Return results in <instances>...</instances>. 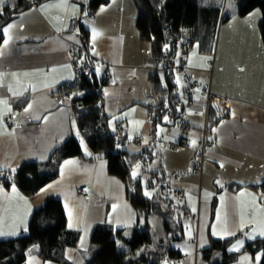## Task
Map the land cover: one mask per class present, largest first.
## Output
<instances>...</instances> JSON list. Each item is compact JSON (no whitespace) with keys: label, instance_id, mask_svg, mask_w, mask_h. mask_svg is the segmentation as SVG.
<instances>
[{"label":"crops","instance_id":"1","mask_svg":"<svg viewBox=\"0 0 264 264\" xmlns=\"http://www.w3.org/2000/svg\"><path fill=\"white\" fill-rule=\"evenodd\" d=\"M23 4V10L2 28L13 25L7 34L2 31L4 40L8 35L12 39L0 45V169L14 170L29 161L47 162L71 135L82 141L89 154L72 96L56 93L79 73L71 49L82 48L76 29L80 21L90 30L88 43L102 75L112 80L104 89L111 128L127 135V150L142 152L153 139L151 108L159 104L152 75L158 73L165 82L171 68L159 67L151 44L141 38L135 0H111L88 16L82 1L77 0H3L0 12ZM252 41L255 47L244 52L238 46L226 58L220 72L214 73L211 87L206 83L214 52L202 53L194 44L188 57L176 60V80L185 79L189 103L192 94L189 114L182 117L184 126L163 124L157 128L155 157L149 167L162 166L169 173V196L187 210L182 220L183 239L173 243L182 254L178 264H212L221 253L213 251L207 257L205 252L213 240L229 239H235L230 249L238 248L230 252L241 253L233 264H261L263 260L262 251L243 252L248 243L264 240L260 234L264 231V197L254 187L264 181V41L258 32ZM187 76L197 82L196 87L189 86ZM207 89L229 103L227 114L218 115L221 119L215 120L210 132H206ZM138 169L135 176L142 180L149 175ZM14 187L15 192L13 186L0 184V240L25 234L34 210L49 199H60L68 227L81 233L78 247L67 252L72 264H86L97 226L106 224L130 236L142 225L127 199L125 184L109 173L104 159L65 160L59 177L31 197ZM163 238L164 231L159 239ZM239 241L243 244L238 245ZM37 258L32 264H57Z\"/></svg>","mask_w":264,"mask_h":264},{"label":"trees","instance_id":"2","mask_svg":"<svg viewBox=\"0 0 264 264\" xmlns=\"http://www.w3.org/2000/svg\"><path fill=\"white\" fill-rule=\"evenodd\" d=\"M77 1H82L84 13L94 15L111 0ZM135 2L139 8L136 26L141 38L151 44L152 57L159 63V67L171 68L167 71L165 82L158 78V73L152 75L153 85L159 95V104L151 108L153 139L149 146L142 152L129 151L126 149L127 135L122 130H112V120L105 109L104 95V89L112 80L108 75H102L101 64L93 57L88 43L90 30L80 21L76 29L82 41V50L72 56L74 64L81 65L79 73L73 82L63 84L56 93L60 97L67 94L72 96L70 100L74 115L89 154L84 152L82 141L71 135L53 151L47 162L29 161L14 170L0 169V184L7 188L14 185L24 195L31 197L59 177L61 165L67 159L80 158L92 162L107 160L109 173L125 184L127 199L136 208L140 218L145 219L147 228L135 229L130 236H126L124 230H115L106 224L97 226L92 233L88 252L90 256L86 264H178L177 261L181 259L182 254L173 247V243L183 239L182 220L187 210L169 196L166 187L168 175L162 170V166L153 171L150 170L149 163L155 157L157 128L163 124L172 127L184 126L186 123L182 122V117L187 105L180 98L176 80L178 72L175 70L176 60L184 59L180 48L182 31L192 29L196 35L194 44H198L202 53L212 54L218 29L227 19L223 15L226 0ZM25 6L23 4L16 9L7 6L0 12V45L4 40L2 28ZM256 9L262 12L260 29L264 41V0H238L239 16H247ZM165 57L168 60L166 62ZM180 68L183 70L185 65ZM97 69H100L99 77L96 74ZM217 112L218 106L208 107L206 132H210L215 120L221 119ZM137 165L142 166V175L149 174L146 183L141 177L133 175L138 169ZM254 187L264 197V181ZM146 192L151 195H146ZM151 216L163 220L165 238L157 240L152 234L149 227ZM80 238V232L68 227L63 202L60 199H49L34 210L25 234L14 239L0 240V264H26L32 251L43 262L72 264L67 252L78 247ZM233 241L235 239L213 240L211 249L205 252L207 257L215 250L221 251L222 255L220 253L219 260L212 264H233L237 261L241 253L229 250ZM120 242L123 249L119 248ZM260 251L264 253V240L250 242L243 250L252 254ZM261 264H264V255Z\"/></svg>","mask_w":264,"mask_h":264},{"label":"rangeland","instance_id":"3","mask_svg":"<svg viewBox=\"0 0 264 264\" xmlns=\"http://www.w3.org/2000/svg\"><path fill=\"white\" fill-rule=\"evenodd\" d=\"M238 12V0H226L225 3V9H224V17H226L227 21H225V23L221 24V26L218 29V36H217V41H216V46H215V50H214V62L212 64V69L209 73L208 76V80H207V86H212L213 83V79H214V73H218L220 72V70H218V68L220 67L221 64H223V62H225L226 58H229L230 54H234V50L236 49V47L240 46L241 49L244 50V52H246L248 49H250L251 47H255V45L253 44V39L255 38V35L257 36V32L259 34V36H261L260 33V27H259V20L262 18V12L260 9H256L254 10L252 13H250L247 16H239L237 14ZM89 20V17H85L84 20ZM182 35L181 34V49H182ZM193 40L191 42L187 41V46L189 47L188 50L191 51L194 43H195V39H196V35L194 33V37L192 36ZM238 50V49H237ZM182 51V50H181ZM189 51V53H190ZM188 54L184 55L181 52V55L186 58L188 57ZM217 54H218V59H217ZM216 59L218 60V67L216 68ZM185 64V63H184ZM178 75V74H177ZM182 76V75H180ZM189 82L192 83L193 81H195L193 78H191L190 76L188 77ZM217 79V77H216ZM179 94H180V98L182 99V102L184 104H186L188 106L189 104V98L187 95V92L185 91V87H186V81L184 79L180 80L179 77ZM216 84V81L214 82ZM190 110V109H189ZM189 110L188 107L186 108V112H185V116H187L189 114ZM191 113V112H190ZM205 121H203L204 124ZM201 129L204 128V125H202L200 127ZM201 131V130H200ZM150 170H156L158 169L155 164L152 167H149ZM142 169V167H140L138 170L140 171ZM136 173V172H135ZM166 175H169L168 172H166ZM149 178V175H145L143 176V181L146 183V180ZM150 193V192H149ZM151 226H150V230L152 232V234L155 236V238L157 240H159V238L163 235V229H164V225H163V220L156 217V216H151ZM147 225H146V221L144 218H142V225L140 229H146ZM119 248L123 249V245L120 242L119 244ZM216 251V250H215ZM36 253L34 251H32L28 257V264H32V262L34 260H38L37 256L35 255ZM222 255V252H221ZM220 257H215V259L218 261Z\"/></svg>","mask_w":264,"mask_h":264},{"label":"built area","instance_id":"4","mask_svg":"<svg viewBox=\"0 0 264 264\" xmlns=\"http://www.w3.org/2000/svg\"><path fill=\"white\" fill-rule=\"evenodd\" d=\"M182 34H184V35H182V38H183L182 44L183 45H182V49H181L182 51L181 52H182V54L185 53L184 55H186L190 51V50H188L189 47L187 46V41L191 40V42H192V40H193L192 36L194 37V31L192 29H184L182 31ZM81 50H82V48H73V49H71V55L79 54L81 52ZM164 60H165V62L168 61L166 57L164 58ZM80 66H81L80 64L79 65L75 64V70L77 72L79 71ZM188 77L189 76H187V78ZM196 86H197L196 82L193 81L192 83H190V87L194 88ZM208 89H207L206 111L208 110V107L210 105H216V106H218V112L217 113L219 116H224L225 114H227L228 108H229V103L226 100H224V99H222V98H220L214 94H211ZM189 97H190V103H191L192 102V94H190ZM205 133L206 132H204V139H205ZM203 145L204 146L206 145L205 141H203ZM167 190H169L168 187H167Z\"/></svg>","mask_w":264,"mask_h":264},{"label":"snow or ice","instance_id":"5","mask_svg":"<svg viewBox=\"0 0 264 264\" xmlns=\"http://www.w3.org/2000/svg\"><path fill=\"white\" fill-rule=\"evenodd\" d=\"M2 3H3V0H0V5H2ZM101 11H103V9H101ZM11 27H13V25H8L7 27H5L2 31L4 32V33H8L9 32V29L11 28ZM12 39V37L10 36V35H8L7 36V39H5L4 40V44L5 45H7L8 43H9V41ZM53 71H55V70H53ZM99 71V69H97V72ZM180 81H179V78L177 79V83H179ZM4 103H6V101L4 102ZM26 111H27V109H26ZM166 119V118H165ZM193 143H195V141H193ZM85 151L87 152V149L85 148ZM66 164H71V163H75L74 161H66L65 162ZM137 168H139V165H137ZM133 175L135 176L136 175V173L134 172L133 173ZM49 187H51V186H49ZM13 191L15 192V187H14V185H13ZM43 191V190H42ZM146 195H150L149 193H145ZM70 227L72 226L71 224L69 225ZM26 230V229H25ZM11 234H15V233H11ZM262 236H264V231H262L261 233H260ZM243 244V241H239L238 242V245H242ZM234 250H238V248L237 247H234L233 249H230V251H234ZM260 255H264V253H261ZM260 255H258L257 257H256V260H257V262L259 261V259H260ZM245 259H247V257L245 258Z\"/></svg>","mask_w":264,"mask_h":264},{"label":"water","instance_id":"6","mask_svg":"<svg viewBox=\"0 0 264 264\" xmlns=\"http://www.w3.org/2000/svg\"><path fill=\"white\" fill-rule=\"evenodd\" d=\"M85 16H88V13H86ZM96 74H97L98 77L100 76V69H99L98 72H97V70H96Z\"/></svg>","mask_w":264,"mask_h":264}]
</instances>
